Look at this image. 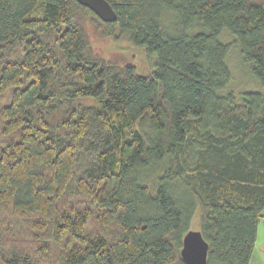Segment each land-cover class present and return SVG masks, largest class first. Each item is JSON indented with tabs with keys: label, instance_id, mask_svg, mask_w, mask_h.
<instances>
[{
	"label": "trees",
	"instance_id": "trees-1",
	"mask_svg": "<svg viewBox=\"0 0 264 264\" xmlns=\"http://www.w3.org/2000/svg\"><path fill=\"white\" fill-rule=\"evenodd\" d=\"M107 1L111 22L77 0H0V264H184L195 210L207 264H249L264 92H224L218 37L264 86V0ZM86 21L155 54L149 70L100 55Z\"/></svg>",
	"mask_w": 264,
	"mask_h": 264
},
{
	"label": "rangeland",
	"instance_id": "rangeland-1",
	"mask_svg": "<svg viewBox=\"0 0 264 264\" xmlns=\"http://www.w3.org/2000/svg\"><path fill=\"white\" fill-rule=\"evenodd\" d=\"M161 23L162 31L165 34H176L180 31L177 16L172 12L163 11ZM85 26L90 41L95 48L94 50L100 55L114 59L119 64L132 63L136 67L138 73L141 74H145L149 70L151 61H155V54H152L150 59L143 47L132 45L125 34H121L117 40H113L112 38L101 36L100 30H95L93 24L89 21L85 22ZM219 37H221L222 40ZM219 37V41L229 44L225 62L230 70L231 79L225 86L224 92H238L241 90H257L264 92V86L251 78L250 64L243 60L239 44L233 42L235 37L225 29L220 33ZM198 227L199 211L195 210L189 228L198 229ZM249 264H264V219L260 221L257 239L254 243Z\"/></svg>",
	"mask_w": 264,
	"mask_h": 264
},
{
	"label": "water",
	"instance_id": "water-1",
	"mask_svg": "<svg viewBox=\"0 0 264 264\" xmlns=\"http://www.w3.org/2000/svg\"><path fill=\"white\" fill-rule=\"evenodd\" d=\"M90 8L101 20L111 22L117 14L107 0H77ZM208 242L199 229H189L182 237L180 257L184 264H207Z\"/></svg>",
	"mask_w": 264,
	"mask_h": 264
},
{
	"label": "crops",
	"instance_id": "crops-1",
	"mask_svg": "<svg viewBox=\"0 0 264 264\" xmlns=\"http://www.w3.org/2000/svg\"><path fill=\"white\" fill-rule=\"evenodd\" d=\"M261 214H262V219H264V209L262 210ZM262 219H261V220H262ZM261 220H260V221H261ZM260 221H259V223H258V227H257V235H258V230H259V224H260ZM257 235H256V239H257Z\"/></svg>",
	"mask_w": 264,
	"mask_h": 264
}]
</instances>
